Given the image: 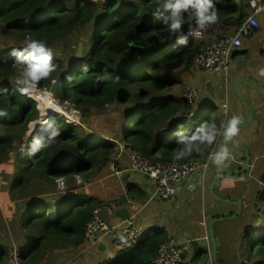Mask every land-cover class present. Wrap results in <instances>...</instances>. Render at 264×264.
<instances>
[{"label":"trees","instance_id":"obj_1","mask_svg":"<svg viewBox=\"0 0 264 264\" xmlns=\"http://www.w3.org/2000/svg\"><path fill=\"white\" fill-rule=\"evenodd\" d=\"M246 1L212 0L218 21L241 25L247 18ZM161 4L162 0H0V33L8 41L0 51V110L7 112L0 117V193L28 199L40 189L62 191L60 180L66 181V190L76 189L77 179L93 176L98 166H108L122 149L106 139L109 144L96 145L104 139L96 140L82 127L62 125L57 140L63 152L48 145L40 147L38 153L30 147L20 150L23 140L10 115L25 108L27 97L13 82L22 66L15 64L11 52L23 49L28 39L43 42L53 52L55 71L37 88L48 89L54 82L60 101L72 102L86 117L107 108L120 111L126 132L119 136L115 132L114 136L121 139L125 150L132 147L156 162H185L210 155L220 136L212 145L202 146L200 152L174 158L175 151L183 147L177 144L178 130L183 128L190 135L204 121H214L219 128L223 117L207 116L199 108L198 116L188 121L189 105L184 89L177 86L182 82L177 70L191 69L206 42L190 36L187 45L177 44V37L187 34L195 18L184 14L181 32L172 34L163 19L153 16ZM80 45L83 55L78 58ZM136 47L143 50L142 57H134ZM77 175L82 176L75 178ZM91 204L87 200L33 199L21 216L25 243L23 252L17 253L0 205V264H11L15 257L22 264H41L51 252L67 248L75 235L83 237L78 244L84 243V226L97 209ZM231 224L236 230L242 228V223ZM144 236L122 252L123 257L131 255L130 260L110 264H154L157 248L168 237L161 231ZM228 238L231 241L225 251L231 254V263L226 257L225 264H264V235L260 236L259 230L248 228L241 236L229 232ZM232 240H247L245 252L234 256ZM193 252L192 257L185 254L184 264H210L205 247H196Z\"/></svg>","mask_w":264,"mask_h":264},{"label":"crops","instance_id":"obj_2","mask_svg":"<svg viewBox=\"0 0 264 264\" xmlns=\"http://www.w3.org/2000/svg\"><path fill=\"white\" fill-rule=\"evenodd\" d=\"M240 2L241 0L238 3ZM247 2L248 0L244 7ZM258 18L264 28V13H261ZM234 26L219 20L209 26L204 39L197 40L207 43L214 38L226 35L232 31ZM207 38L208 40H205ZM243 41L239 51L233 54L232 66L228 72L209 75L193 66L188 69L187 71L191 73L184 92L191 86L200 87L203 93L199 98V106L201 104V107L205 106L206 108L220 107L226 113V115H222L223 122L233 116L239 117V131L232 141L239 147L249 150L251 155L250 171L245 175L233 174L231 177L223 173L226 169L233 173L242 171V166L245 163V154L227 143L230 158L219 170L211 162L210 167L205 171H200L176 185L172 199L164 201L156 198V183L133 170L129 154L134 149L132 147L123 151L121 149L108 166H98L93 176L81 175L83 182L81 185L78 184L76 189L52 192L40 189L31 198L23 200L8 197L5 192L0 193V195L20 204L10 205L6 209L2 207L3 205L1 206L15 246V253L23 252L25 234L20 228V221L26 207L33 199L57 200L59 202L68 200L70 203L87 200L92 203L91 206L99 210L102 218L108 223L119 225L130 219L134 224L146 225L139 239L149 229L154 228V230L167 235L168 239L179 240L187 244L190 255L196 247H205L209 255V263L213 264L212 245L205 240L203 235L206 236L210 221L214 216L217 219L222 216L230 217L239 210L235 204H226L211 195L213 180L223 173L216 182L214 193L220 199L242 202L240 216L235 220L228 219L215 225L216 228L218 226L217 230L215 228V234L221 243L218 248V262L225 264L223 260L228 257L227 263H231V254L225 251L231 241L228 238L229 224L244 223L245 230L257 225L260 234L264 231V225H262L264 218V93L254 89L251 84H248V81L242 84L241 95L253 115V121L244 126L248 117L236 90L237 85L247 79L258 83L264 91V75L261 74L264 73V37L258 43L246 38ZM223 143V137L220 136L213 151L218 150ZM76 182L78 183V181ZM128 198L131 202H128ZM145 205L148 208L142 209ZM257 218L259 221L255 222ZM202 220L207 221V228L197 223ZM252 232L254 233V231ZM77 240L83 241V237L73 236L71 244L67 248L51 252L41 264H107L109 261L121 259L124 255L122 252L114 250L108 239L93 247H89L85 242L78 244ZM232 241L235 247L234 256L238 252H245L247 240L244 242L241 240ZM229 247L231 248V246ZM11 264H22V262L18 257H15Z\"/></svg>","mask_w":264,"mask_h":264},{"label":"built area","instance_id":"obj_3","mask_svg":"<svg viewBox=\"0 0 264 264\" xmlns=\"http://www.w3.org/2000/svg\"><path fill=\"white\" fill-rule=\"evenodd\" d=\"M245 12L247 18L241 25L234 26L232 31L226 35L214 38L205 44L203 52L193 60L192 65L194 68L209 75L226 73L231 68L233 54L239 51L243 39H249L254 43H258L263 39L264 28L258 16L264 13V0H248ZM208 29L209 27L201 30V34L194 38L204 39ZM202 93V88L196 86H191L185 91L184 98L189 105L190 112L188 121H191L197 113L200 103L199 98ZM59 114L64 116L63 119L70 125L77 127L84 126L85 119L79 112L64 115L62 112H59ZM56 132L57 130H55ZM125 132L126 127L122 123L119 134L124 135ZM114 141L120 145L123 151V144L118 140ZM129 157L133 170L154 181L156 183V198L164 201L172 199L176 185L200 171H205L211 165V161L208 159L209 156L205 162H202L201 159H192L185 162H156L144 157L142 152L132 150ZM60 181V188L62 191H65L67 187L66 181ZM128 202H131L129 198ZM147 208V205L142 207V209ZM197 223L205 228L208 227L205 220L197 221ZM144 227L146 228V225L134 224L130 219L119 225L108 223L102 218L99 210L96 209L93 216L84 226V242L89 247H93L97 243L108 239L114 250L124 252L131 249L137 243ZM251 229L257 230L258 226L253 225ZM205 240L207 242L210 240L208 233H206ZM187 252V244L179 240L168 239L157 248L153 263L184 264V256Z\"/></svg>","mask_w":264,"mask_h":264},{"label":"clouds","instance_id":"obj_4","mask_svg":"<svg viewBox=\"0 0 264 264\" xmlns=\"http://www.w3.org/2000/svg\"><path fill=\"white\" fill-rule=\"evenodd\" d=\"M184 14L193 16L195 23L189 24L187 34L182 33L177 37L176 42L179 45H187L188 37L199 36L201 30L218 21L212 0H162L161 6L153 12L154 17L163 19L168 31L172 34L181 32ZM11 55L15 58V64L22 66V72L16 80L21 94H28L35 90L41 80L47 79L55 71L52 49L41 41L28 39L23 49L14 48ZM84 70H87L86 67ZM261 74L264 75V73ZM4 116H7V112L0 110V117ZM239 123L238 116L222 122L219 128L214 121H204L190 135L181 128L175 135L177 144L183 147L175 151L174 158L180 160L191 156L194 151L200 152L202 146L212 145L218 136H222L223 145L208 157L219 170L230 158L227 143L238 134Z\"/></svg>","mask_w":264,"mask_h":264},{"label":"rangeland","instance_id":"obj_5","mask_svg":"<svg viewBox=\"0 0 264 264\" xmlns=\"http://www.w3.org/2000/svg\"><path fill=\"white\" fill-rule=\"evenodd\" d=\"M205 40H208V38ZM244 41H243V43H244ZM7 46H8V41L5 38H3L1 33H0V51L5 49ZM181 70L182 69L179 68L177 71L180 72L179 73L180 78L183 81V83L180 81L177 86L180 89L185 90L187 83H188V80H189V75L191 72L190 71H181ZM17 78H18V76L14 78L13 82H16ZM56 90H57V85H55L54 82L48 89L41 90V89H38L36 87L35 90L26 94L27 103H26L25 108L20 113L10 115V118L13 121L14 126L19 131L20 139L23 140V144L19 145L20 150H24L29 146L31 150H33V151H35V153H37V150H36L37 148L35 147V145H36L35 141H30L25 136L21 137L22 132L20 130V127H21L20 123H21L22 119L24 117H27V115L37 113L36 111L33 110L35 107L34 105H32V104L28 105L29 97H31L32 94L39 95L41 93L51 91L53 94L54 100H55V104L53 106L60 109L63 115L67 114V113H72V112H79L83 116L82 111L80 109H78L76 106H74L72 104V102H69V103L61 102L59 97L56 94ZM61 96L64 97V93H62ZM199 108H200L201 112H204L206 109L205 106L201 107V104H200ZM49 109H54V107L49 108ZM53 114H54V117L64 118V116H61L59 114V112H57V114H56V111H55ZM211 114H214L218 117H222V115H226L225 111L220 109V107H216V109H211L209 111V113H207L206 115H211ZM88 115H91V116H89V117L83 116V118L85 119V122H84V126L83 127L81 126L82 129L87 132V134L91 135L96 140H98V139H104L105 140L106 139V140H111V141L118 140L121 142L120 138L115 139V136H114L115 132L117 133L118 136L120 135L119 134L120 126L122 125V123L125 125V122H126L124 116H122V113L120 111H113L111 108H107L106 112H102V111L101 112H93L92 114H88ZM54 127H55V130H57V132L55 133V138H58V136L60 134V126L58 125V126H54ZM121 144H123V143L121 142ZM44 145H46V144H44ZM58 150L62 151V152L64 151V148L61 144H60V148ZM77 181H78V184H80V185L83 182L82 178L77 179ZM60 183H61V181H60ZM7 196H8V194H7ZM8 197L0 195V203H1V206L3 205L2 207H4L6 209L10 205H15V204L20 205L18 202L11 201ZM256 221H259V219L257 218L255 220V222ZM229 225H231L229 232H230V235H232V236H241V235H245L247 233L248 228L245 230V224L244 223L241 224L242 228L239 230H236V226L234 224H229ZM262 225H264V218L262 219ZM252 234H253V232H252ZM263 235H264V231L260 234V236H263ZM252 238H253V236H251L249 240L251 241ZM111 262H113V261H109L107 264H110Z\"/></svg>","mask_w":264,"mask_h":264},{"label":"bare ground","instance_id":"obj_6","mask_svg":"<svg viewBox=\"0 0 264 264\" xmlns=\"http://www.w3.org/2000/svg\"><path fill=\"white\" fill-rule=\"evenodd\" d=\"M65 90H67V88ZM29 104H32L35 106L33 110L36 111L37 113L27 115V117H24L22 119L20 123L21 124L20 130L22 132L21 137L25 136L27 137L28 140L35 141L36 143L35 147L37 148L36 149L37 153L40 147L44 145V143L53 149H56V150L59 149L60 144L58 140L55 138V127L54 126H58V125L62 126V125H70V124L66 120H64L62 117H54L53 113L55 111L61 112V110L53 106L55 104V100H54L52 92L49 91V92L41 93L39 95L32 94L31 97H29L28 105ZM52 107H54V109H49ZM211 109H216V107L206 108L205 109L206 114L209 113ZM211 115H214V114H211ZM211 115H207V116H211ZM104 143L109 144L108 141L101 140L96 145H100V144L104 145ZM27 148H29V146ZM65 165L67 164L65 163ZM69 166H72V165H69ZM80 176L81 175H77L75 178H78ZM25 216L26 217L29 216V213L27 212ZM150 231L160 232V231L154 230V228L149 229L147 233L145 234L144 238L148 235ZM123 259L130 260L131 255L124 256L120 260H123Z\"/></svg>","mask_w":264,"mask_h":264},{"label":"water","instance_id":"obj_7","mask_svg":"<svg viewBox=\"0 0 264 264\" xmlns=\"http://www.w3.org/2000/svg\"><path fill=\"white\" fill-rule=\"evenodd\" d=\"M237 1L239 2V0H237ZM98 13L99 12H97L95 14V17H94L93 21L98 16ZM142 52H143L142 49H140L139 47H136L135 50H134V57H142V55H141ZM82 55H83V47H82V45H80L79 48H78L77 57L81 58ZM246 81H248V84H251V86L254 89H256L258 91L260 90V91H262L264 93L263 89L259 86V84L255 83L254 81H250V80L246 79V80H244L243 82H241V83H239L237 85V87H236L237 93H238L239 97L241 98V101H242V103L244 105V108H245V111H246L247 117H248V120H247V122L244 123V126L249 125L253 121V115L250 113L249 107L247 106V104L245 103V101L243 100V97L241 95L242 84L245 83ZM204 113H206V112L204 111L202 114H204ZM242 124H240V125L243 126ZM228 145L233 147V148H235V149H239L241 152H243L245 154V163L242 166V171H236L235 173H233V172H231V171L226 169L223 173L228 174L229 177L233 176V174L245 175V173L250 171V168H251V155L249 153V150H246V149H244L242 147H239V145L235 144L232 140L228 142ZM207 157H208V155H205V156L201 157V161L205 162L207 160ZM223 173H221L220 176H218L216 179L213 180L212 185H211V195L218 201H223V202H225L226 204H229V205L235 204L236 206L239 207V210L235 214L230 216V217L222 216L220 219H217L216 216H214V218L210 221V226H209V229L207 230V233H208L209 238H210L208 243H211V245H212V260H213L212 262H213V264H219V262H218L219 249L218 248L221 245L220 239L215 234V225L220 223V222H223L225 220H228V219H234L235 220L238 216L241 215V210H242V202L241 201L240 202H231V200H229V199H225V200L224 199H220L218 197V195L214 193V190H215V187H216V182H217L219 177H222Z\"/></svg>","mask_w":264,"mask_h":264}]
</instances>
